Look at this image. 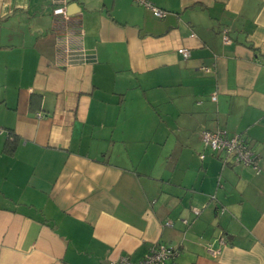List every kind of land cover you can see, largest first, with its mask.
I'll list each match as a JSON object with an SVG mask.
<instances>
[{"label":"crops","instance_id":"0c3cea01","mask_svg":"<svg viewBox=\"0 0 264 264\" xmlns=\"http://www.w3.org/2000/svg\"><path fill=\"white\" fill-rule=\"evenodd\" d=\"M149 1L0 0V264H264V0Z\"/></svg>","mask_w":264,"mask_h":264},{"label":"built area","instance_id":"2783aa9c","mask_svg":"<svg viewBox=\"0 0 264 264\" xmlns=\"http://www.w3.org/2000/svg\"><path fill=\"white\" fill-rule=\"evenodd\" d=\"M62 6H58L52 10L53 16L56 18H62L61 22L66 24L68 22L67 14V2L62 0ZM134 4L137 6L149 9L155 18L162 19L167 15V12L155 7L150 3L149 0H133ZM194 35L191 34L190 38ZM65 37V41L68 38ZM222 40L224 44L230 43V38L226 30L222 32ZM66 56L62 60L65 65H69L75 62L76 58H84V53L82 48L74 49L73 51L68 49V45L65 48ZM177 54L183 59L187 60L190 58V49L184 46L178 47L176 50ZM64 57V56H63ZM204 69V68H203ZM215 102L216 98L213 96L211 98ZM3 129L0 128V134L3 133ZM201 141L203 145L209 149L213 154L221 155V161L223 164H233L240 165L251 169L255 174H261L264 172V167L260 165L259 156L252 150V148L241 139V136L234 135L228 136L222 131H203L200 134ZM203 158V157H201ZM176 254L175 249L170 245H157L152 247L148 254L135 264H165L166 261ZM110 264H134L131 263L127 257H120L117 260L112 261Z\"/></svg>","mask_w":264,"mask_h":264},{"label":"water","instance_id":"95a60500","mask_svg":"<svg viewBox=\"0 0 264 264\" xmlns=\"http://www.w3.org/2000/svg\"><path fill=\"white\" fill-rule=\"evenodd\" d=\"M74 9L79 11L77 4H70L67 8V11L69 14H71V13H74V11H73Z\"/></svg>","mask_w":264,"mask_h":264}]
</instances>
